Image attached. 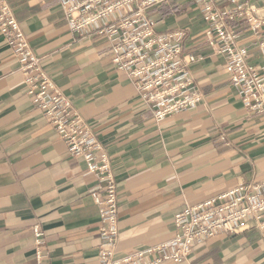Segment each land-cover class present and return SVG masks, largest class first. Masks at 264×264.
<instances>
[{
	"label": "crops",
	"instance_id": "obj_1",
	"mask_svg": "<svg viewBox=\"0 0 264 264\" xmlns=\"http://www.w3.org/2000/svg\"><path fill=\"white\" fill-rule=\"evenodd\" d=\"M8 2L42 66L108 149L120 201L117 255L175 237L174 218L185 207L243 179L264 180V113L245 106L226 56L204 43L209 24L193 0L147 10L159 32L185 30V52L202 56L192 71L203 101L160 122L134 81L115 67L107 35L71 31L62 0ZM217 3H247L259 27L245 18L231 26L250 62L264 66V0ZM99 183L35 108L20 62L0 33V264H38L36 225L44 232L45 264H100L105 239L92 197ZM162 264H264V232L220 233L196 243L187 259Z\"/></svg>",
	"mask_w": 264,
	"mask_h": 264
},
{
	"label": "built area",
	"instance_id": "obj_2",
	"mask_svg": "<svg viewBox=\"0 0 264 264\" xmlns=\"http://www.w3.org/2000/svg\"><path fill=\"white\" fill-rule=\"evenodd\" d=\"M164 1L62 0L71 31L107 35L112 62L134 81L140 99L152 105L156 122L189 109L204 98L192 71V65L202 56L185 53L187 32H159L156 20L147 15L149 7ZM193 1L209 24L204 42L215 53L226 56L227 73L233 85L241 88L245 106L264 113V66L250 62L247 45L241 44L231 26L243 17L248 18V7L239 4L221 10L216 0ZM115 15L120 17L116 25L105 22ZM248 21L256 28L261 23L254 17ZM0 33L20 62L24 86L35 108L69 145L72 155L85 160L87 172L99 178V187L92 197L99 208L105 239L99 251L100 264L178 263L188 258L196 243L217 234H237L250 229L264 232V180L243 179L234 188L177 213L174 220L178 232L169 241L117 255L120 201L108 149L42 66L8 0H0ZM34 234L38 264H45L44 232L39 225L34 227Z\"/></svg>",
	"mask_w": 264,
	"mask_h": 264
},
{
	"label": "rangeland",
	"instance_id": "obj_3",
	"mask_svg": "<svg viewBox=\"0 0 264 264\" xmlns=\"http://www.w3.org/2000/svg\"><path fill=\"white\" fill-rule=\"evenodd\" d=\"M196 3V2H195ZM197 4V3H196ZM216 4H217V7L219 8V9H221V10H224V9H226V8H221V7H219L218 6V3H217V0H216ZM247 3H245L244 5L246 6V7H248L247 5H246ZM198 5V4H197ZM243 5V4H242ZM198 7L200 8V6L198 5ZM237 6H235V7H228V8H230V9H233V8H236ZM244 8V7H243ZM201 9V8H200ZM248 9H249V15H248V18H245V17H243V18H245V21L247 20V22H249L248 20H249V18L250 17H253V15H252V13L250 12V8L248 7ZM202 10V9H201ZM203 12V11H202ZM203 17H204V15H203ZM242 18V19H243ZM242 19H240V20H242ZM240 20H238V21H240ZM237 22V21H236ZM208 28V27H207ZM206 28V29H207ZM206 29H205V31H206ZM205 31H204V33H203V41H204V35H205ZM239 36V35H238ZM184 43H185V41H184ZM205 43V42H204ZM206 44V43H205ZM184 45V44H183ZM208 45V44H207ZM209 46V45H208ZM210 47V46H209ZM185 51V50H184ZM186 53V52H185ZM188 53H193V52H188ZM195 54V53H194Z\"/></svg>",
	"mask_w": 264,
	"mask_h": 264
}]
</instances>
